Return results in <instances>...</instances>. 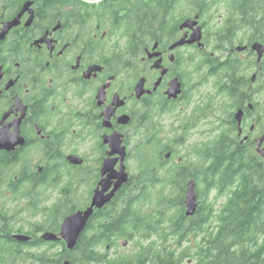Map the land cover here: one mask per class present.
Returning a JSON list of instances; mask_svg holds the SVG:
<instances>
[{
  "label": "flooded vegetation",
  "instance_id": "flooded-vegetation-1",
  "mask_svg": "<svg viewBox=\"0 0 264 264\" xmlns=\"http://www.w3.org/2000/svg\"><path fill=\"white\" fill-rule=\"evenodd\" d=\"M194 6L188 0H0V247L18 251L17 264H24L28 200L37 196L52 212L60 201L73 205L78 198L90 206L109 159L110 137L127 148L130 178L129 164L136 163L146 137L170 146L164 155L170 165L203 145H190L192 136L209 137L208 143L226 127L235 142L257 151L264 133L257 115L253 120L251 93L258 68L253 66L262 62L253 44L214 50L217 29L226 24L223 17V25L218 23L221 4H201L199 13L190 12ZM189 19L198 21L203 46L180 45L193 33L185 27ZM227 57L245 64L246 90L229 122H222L220 106L230 103L212 64ZM175 81L181 92L170 98ZM206 85L212 91L200 94ZM73 156L83 164H73ZM111 159L119 171V156ZM81 187L88 190L81 194ZM24 192L31 195L24 199ZM68 216L57 232L45 231L51 223L39 232L44 249L66 245L42 237L59 235Z\"/></svg>",
  "mask_w": 264,
  "mask_h": 264
},
{
  "label": "trees",
  "instance_id": "trees-1",
  "mask_svg": "<svg viewBox=\"0 0 264 264\" xmlns=\"http://www.w3.org/2000/svg\"><path fill=\"white\" fill-rule=\"evenodd\" d=\"M188 2L195 4L190 12L197 13L201 4L225 5L226 24L217 29L214 50L225 53L229 46L264 45V0ZM212 66L218 69L219 90L230 103L220 106V120L229 122L232 109L239 106L238 96H245V64L227 57L226 62ZM255 66L253 120L257 115L258 130L263 134L264 59ZM226 128L211 142L195 147L183 163L173 165L164 162L170 148L165 141L143 138L129 183L111 204L95 212L73 251L64 243L56 250L44 249L38 234L50 223L45 231L57 232L60 220L84 210L89 201L78 198L73 205L60 201L52 212L39 197L29 199L27 210L32 217L42 213V222L28 224L27 230L24 227V234L32 236L31 242L24 243V264H63L65 260L70 264H264V158L255 146L235 142ZM186 141L187 137L177 141L174 155ZM191 181L196 183L198 210L187 217L185 195ZM80 183L78 179V186ZM30 195L24 192V199ZM121 240L134 243L136 250L112 256L111 250ZM16 252L0 247V264H17Z\"/></svg>",
  "mask_w": 264,
  "mask_h": 264
},
{
  "label": "water",
  "instance_id": "water-1",
  "mask_svg": "<svg viewBox=\"0 0 264 264\" xmlns=\"http://www.w3.org/2000/svg\"><path fill=\"white\" fill-rule=\"evenodd\" d=\"M198 21L189 19L185 23V27L193 30V33L189 40H184L180 45H194L198 44L203 46L202 43V29L197 27ZM197 27V28H196ZM246 47H240L238 50L244 51ZM254 52L258 54V63L264 58V45L261 43H255L252 46ZM256 76H254L255 80ZM143 88V83L137 87V91H141ZM180 85L175 81L171 84V89L168 92L169 97L177 98L180 94ZM242 112H238L237 120L241 124ZM108 143L111 146V152L109 154V159H107L102 168V181L99 187L94 193L92 202L88 208L85 210L78 211L66 217L62 223L61 231L59 235L53 233H46L42 239L46 242H56L65 241L67 249L69 251L75 250L81 236L85 233L92 217L96 211L103 210L109 204L113 202L117 194L122 190V188L127 185L130 181V174L127 171L126 158H127V148L122 145L119 137L113 136L108 139ZM257 151L260 156L264 157V134L256 140ZM118 155L121 162V167L119 171H116L115 166L117 159H111L112 156ZM71 162L76 165H82L83 160L73 156L70 158ZM195 181H191L188 184V189L185 195V206H186V216L193 217L198 210V195L195 189ZM31 237L24 235V243L31 241ZM128 243L124 242V246ZM64 264H70L69 260L65 261Z\"/></svg>",
  "mask_w": 264,
  "mask_h": 264
},
{
  "label": "rangeland",
  "instance_id": "rangeland-1",
  "mask_svg": "<svg viewBox=\"0 0 264 264\" xmlns=\"http://www.w3.org/2000/svg\"><path fill=\"white\" fill-rule=\"evenodd\" d=\"M218 23L221 25V18L219 17H223V19L225 20V9H224V6L221 5V7L219 8V13H218ZM209 88H210V91H212L210 85H206L204 87L201 88V92L200 94H203V93H207L209 91ZM199 95L196 97L198 98ZM209 139V137H207ZM208 139H206V137H203V135L199 134V135H194L191 137L190 139V145H194L198 142H204L207 141ZM211 139V138H210ZM184 149H181V154L183 155L184 154ZM135 165L136 163L134 162H130L129 164V167H130V172H131V175H133L135 173ZM88 190L87 187H81L80 189V193L81 194H84L86 191ZM214 195V194H213ZM214 198V197H213ZM221 202V201H220ZM219 202V204H220ZM24 219L27 221L24 223V227H25V230H27L29 228V225L30 223H36V222H40L41 218L40 217H31L30 215H24ZM124 241L121 240L119 242L120 246L117 247V249H112L111 250V255H120V254H123V255H129V254H132L135 250H136V246H134L135 244L134 243H128L126 246H124Z\"/></svg>",
  "mask_w": 264,
  "mask_h": 264
}]
</instances>
